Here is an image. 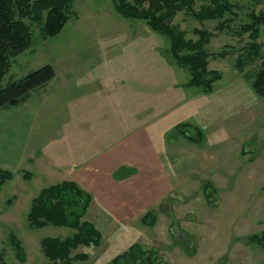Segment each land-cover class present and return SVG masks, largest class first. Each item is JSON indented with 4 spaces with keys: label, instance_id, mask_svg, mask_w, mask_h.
I'll return each instance as SVG.
<instances>
[{
    "label": "rangeland",
    "instance_id": "rangeland-1",
    "mask_svg": "<svg viewBox=\"0 0 264 264\" xmlns=\"http://www.w3.org/2000/svg\"><path fill=\"white\" fill-rule=\"evenodd\" d=\"M229 1L237 4L238 14L221 29V20L200 21L187 11L179 12L173 24L193 40L199 37L195 28L209 30L212 36L207 48L212 52L229 45L227 57L209 58V67L223 73L215 83L214 96L226 99L227 95H242L253 104L246 103V109H242L243 103L234 104L228 109L229 117L217 124L219 131L213 134L206 129L205 145L211 143L215 149V162L152 207L146 219L136 222L144 231L140 237L142 247L153 252V264H264V248L249 240L264 230V96L254 91L246 76L264 67V23L256 40V53L250 33H239L240 26L250 21L251 11L264 12V0ZM204 3L207 1L195 0L194 9L199 10ZM73 11L57 35L45 37L39 26L32 25L31 47L13 58L3 80L6 85L45 64L54 66L56 76L46 90H34L27 102L15 108L21 120L5 121L14 131L5 140L22 145L25 141L31 153L43 150L41 159L48 168L57 163L55 147L51 148L57 135L56 119L61 120L59 115L66 112V105L67 109L75 108L78 94L83 95L81 103L85 100L88 146L100 148L114 125L122 124L126 135L151 111L163 110L176 103L178 95L196 91L175 89V83L188 82L192 76L172 58L170 40L145 20L122 17L115 0H74ZM239 59L244 61L243 69L237 66ZM0 113L2 116L5 112ZM221 113L228 116L224 108ZM20 169H12L14 176L0 188V255L8 264H54L46 256L42 240L48 236L64 238L75 229L51 224L36 227L28 215L33 199L59 178L34 161ZM206 183L211 185L205 187ZM86 217L93 218L89 213ZM15 238L24 248L25 261L17 255ZM80 252L96 259L101 247L81 245L73 254ZM90 260L74 264H89Z\"/></svg>",
    "mask_w": 264,
    "mask_h": 264
},
{
    "label": "crops",
    "instance_id": "crops-1",
    "mask_svg": "<svg viewBox=\"0 0 264 264\" xmlns=\"http://www.w3.org/2000/svg\"><path fill=\"white\" fill-rule=\"evenodd\" d=\"M187 83H175V89L194 88V93L178 95L176 103L163 110L151 111L145 118L137 120L135 129L128 130L126 135L122 131V124L114 125L105 134L106 139L100 148L88 146L85 100L81 103L83 95L78 94L73 102L75 108L68 105L67 109L66 105V112L59 115V122L55 115L57 135L51 148L55 147L53 151L62 156L54 153L57 163L52 168L44 165L41 159L43 150L31 153L25 141L22 145L5 140L11 138L14 132L5 121L21 120L14 111L20 105L0 110L5 112L0 115V154L3 155L0 156V168L21 171L23 164L34 161L41 169L48 170L47 173L52 177L59 178V182L75 181L92 194L88 213L92 214L91 221L102 235L108 237L101 240L98 246L101 247V253L96 259L88 257L85 260L88 262L91 259L89 264H112L117 255L131 245L140 243L144 231L136 225L138 221L152 207L180 190L182 185L215 162V149L211 143L207 147L205 145L206 129H211L213 134L219 131L217 124L229 117L231 113L228 109L234 104L243 103L245 108L242 109L253 104L242 95H238V98L227 95L226 99H222L214 96L216 89L205 93ZM46 86L40 90H46ZM63 107L60 109L63 110ZM221 108L228 112V116H222ZM35 118L36 115L33 120ZM191 122L202 130L204 136L201 142L192 141L176 131L179 124ZM109 138L112 140L108 141Z\"/></svg>",
    "mask_w": 264,
    "mask_h": 264
},
{
    "label": "trees",
    "instance_id": "trees-1",
    "mask_svg": "<svg viewBox=\"0 0 264 264\" xmlns=\"http://www.w3.org/2000/svg\"><path fill=\"white\" fill-rule=\"evenodd\" d=\"M204 1L207 3L202 4L199 10L194 9L195 0H115V7L122 17L145 20L153 30L165 35L170 40V53L176 64L187 68L191 73L192 77L186 85L211 93L215 89V83L223 77V73L209 67V58L227 57L230 54L229 45L218 52H212L207 48L212 36L209 30L195 28L194 32L199 35L198 39H188L185 32L173 24V19L179 12L187 11L200 21L221 20L218 25L221 29L227 26V22L238 12L235 10L237 4L229 0ZM73 3L74 0H0V110L25 103L34 90L46 86L56 76L54 66L48 63L22 78L11 79L6 85L3 84L13 58L32 45V25L39 26L45 37L59 34L74 14ZM227 14L232 16L226 17ZM249 17L250 21L240 26L239 33H250L249 36L255 40L251 45L256 53L259 51L256 40L264 23V12L251 11ZM237 66L243 69L244 61L239 59ZM246 76L254 91L264 96V67L251 76L249 74ZM176 131L192 141L203 140L202 130L192 123L179 124ZM28 175L30 174L25 173V176ZM13 176L11 170L0 168V188L3 182ZM208 185L211 183H206L205 187ZM91 204L92 194L72 180L45 187L33 199L28 215L31 225L44 227L51 224L75 229L73 234L64 238L48 236L42 240L43 250L54 264L85 261L89 257L87 252L73 254V251L81 245H100L102 233L86 217ZM148 215L151 216L149 213ZM143 219H146V215ZM147 223L153 224L152 221ZM249 240L264 248V230L251 235ZM14 241L18 257L25 261V252L20 240L15 238ZM149 252L150 250H145L140 243H135L116 256L113 264H153V252ZM0 264H8L3 255H0Z\"/></svg>",
    "mask_w": 264,
    "mask_h": 264
}]
</instances>
